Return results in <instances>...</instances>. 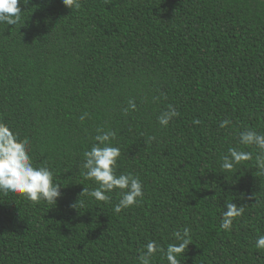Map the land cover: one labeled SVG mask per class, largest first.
I'll return each mask as SVG.
<instances>
[{
  "label": "trees",
  "instance_id": "trees-1",
  "mask_svg": "<svg viewBox=\"0 0 264 264\" xmlns=\"http://www.w3.org/2000/svg\"><path fill=\"white\" fill-rule=\"evenodd\" d=\"M23 2L17 25L0 23V122L29 141L61 198L0 193V264H138L149 241L161 249L150 264H167L184 227L180 264H264V172L239 143L245 130L264 134V0ZM98 129L115 133L117 175L144 186L119 214L115 191L71 207L95 187L81 165ZM232 147L253 159L225 171ZM226 202L244 207L228 231Z\"/></svg>",
  "mask_w": 264,
  "mask_h": 264
},
{
  "label": "clouds",
  "instance_id": "clouds-1",
  "mask_svg": "<svg viewBox=\"0 0 264 264\" xmlns=\"http://www.w3.org/2000/svg\"><path fill=\"white\" fill-rule=\"evenodd\" d=\"M22 0H0V23L17 25L21 21ZM25 5L29 0H24ZM65 6L79 9L80 0H63ZM131 109H135V103L130 102ZM127 114L128 109H125ZM178 113L174 108L163 113L158 122L167 126ZM83 118V117H82ZM231 121H222L221 127H226ZM98 135L94 137V143L90 150L85 151L81 165V175L94 182L95 187L89 190L84 188L78 201L71 205L78 209L83 207L85 201L82 196L93 198L97 202H108V193L116 192L119 201L114 205L113 211L119 214L124 209L137 205L144 197L143 184L139 177L131 173L117 175V163L121 157L119 147L112 146L115 133L111 130H97ZM239 143L244 146H254L258 153L255 157L256 167L264 172V134L254 130H245L239 135ZM253 159L252 153L238 150L235 147L229 149V154L223 157L221 168L231 171L235 165ZM53 172L48 167H36L33 165L29 154V141L21 140L7 124L0 122V193L4 195L19 194L23 199L32 203L46 202L56 205L61 198V185L54 183ZM244 213L243 206L235 203L225 204L220 227L225 231L231 230L234 221ZM174 243H170L164 251L167 264H180L178 257L184 255L190 244V229L184 227L183 231L173 233ZM255 247L264 250V234L257 237ZM155 241H149L138 256V264H150L152 258L160 252Z\"/></svg>",
  "mask_w": 264,
  "mask_h": 264
}]
</instances>
